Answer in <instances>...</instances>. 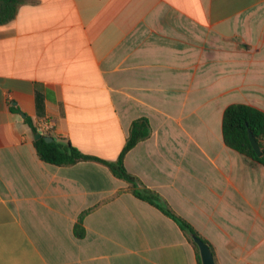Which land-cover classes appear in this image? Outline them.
Returning <instances> with one entry per match:
<instances>
[{"label":"crops","instance_id":"0c3cea01","mask_svg":"<svg viewBox=\"0 0 264 264\" xmlns=\"http://www.w3.org/2000/svg\"><path fill=\"white\" fill-rule=\"evenodd\" d=\"M236 103L264 111V0H19L0 24V264H197L106 166L46 164L32 144L48 118L43 135L114 161L140 117L126 171L216 264H264V165L221 138Z\"/></svg>","mask_w":264,"mask_h":264},{"label":"trees","instance_id":"16d2710c","mask_svg":"<svg viewBox=\"0 0 264 264\" xmlns=\"http://www.w3.org/2000/svg\"><path fill=\"white\" fill-rule=\"evenodd\" d=\"M18 4L19 0H0V24H5L13 19ZM16 109L15 106L11 105L12 111H16ZM26 121L31 125L28 118ZM31 128L33 133L36 134L32 126ZM248 132H251L260 149L259 157L255 155L251 148L248 140ZM149 135L150 125L145 117L133 120L130 124L124 146L114 161H106L83 154L71 146L69 142L64 143L55 140L45 142L43 139H37L34 140L32 144L39 160L46 164L54 166H71L82 161H93L106 166L115 178L129 185L130 193L135 198L155 207L179 227L186 240L195 251L197 264H200L198 251L191 236H195L203 241L208 246L213 256L210 244L199 236L188 222L177 215L160 195L146 188L138 178L129 174L123 165L125 154L139 141L148 138ZM221 138L226 147L237 152L243 158L264 165V111L240 103L226 106L221 117ZM84 214L85 212L79 216L77 224L74 226V234L78 238H82L84 235L83 228L81 227V220Z\"/></svg>","mask_w":264,"mask_h":264},{"label":"water","instance_id":"95a60500","mask_svg":"<svg viewBox=\"0 0 264 264\" xmlns=\"http://www.w3.org/2000/svg\"><path fill=\"white\" fill-rule=\"evenodd\" d=\"M34 139H43L45 142L53 141V138L49 135H41L38 133L34 135ZM248 140L255 155L259 157L260 149L251 132H248ZM191 239L197 248L200 264H216L208 246L195 236H191Z\"/></svg>","mask_w":264,"mask_h":264},{"label":"built area","instance_id":"2783aa9c","mask_svg":"<svg viewBox=\"0 0 264 264\" xmlns=\"http://www.w3.org/2000/svg\"><path fill=\"white\" fill-rule=\"evenodd\" d=\"M53 127V123L50 119L44 118L39 119L34 124V131L38 134H45L46 132L50 131Z\"/></svg>","mask_w":264,"mask_h":264}]
</instances>
